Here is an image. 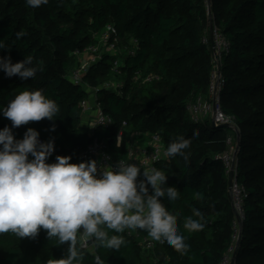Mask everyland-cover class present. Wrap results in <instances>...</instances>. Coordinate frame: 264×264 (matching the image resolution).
<instances>
[{"label": "trees", "instance_id": "1", "mask_svg": "<svg viewBox=\"0 0 264 264\" xmlns=\"http://www.w3.org/2000/svg\"><path fill=\"white\" fill-rule=\"evenodd\" d=\"M209 11L213 26L230 44L220 62L225 79L220 107L235 117V124L226 128L214 127L208 119L193 122L187 112L209 83L212 50L201 40L208 34ZM107 23L115 25L123 46H129L131 38L136 44L133 55L122 57L120 74L110 70V58L103 55L83 76L93 85L122 82L120 95L112 87L98 92L103 110L114 123L96 129V135L108 138L114 160L126 156L127 135L130 138L134 132L139 134L134 139L137 144L145 143L153 133L166 148L179 137L190 140L183 156L154 163L167 176L164 187L177 189L175 201L160 200L176 217L178 232L188 247L178 252L162 242L154 251L146 250L125 229L123 233L108 230L110 236L123 237L119 250L99 247L92 238L91 251L80 248L77 234L81 264H96V257L102 264H151L152 256L167 259L166 264H219L236 241L235 264H264V0H49L38 8L25 0H0V42L5 45L0 56L10 57L12 63L31 57L37 68L27 80L9 78L0 71V106L6 107L19 92L37 89L58 104L54 121L45 118L13 129L16 139H22L31 127L42 142L53 140L48 163L55 162L57 155L71 156V163L85 162L81 154L91 138L80 128L79 101L86 94L69 79L78 61L72 53L94 43L93 34ZM137 72L158 79L142 83L134 79ZM122 122L123 137L117 147L115 135ZM6 125L11 127V121L0 113V129ZM53 125L55 131L50 130ZM194 132L198 133L195 139ZM229 133L236 148L237 181L246 188L240 221L232 206L229 176L216 158L228 149ZM194 209L201 217L193 215ZM188 217L203 223V230H186L183 225ZM234 222L240 233L236 239ZM68 247L67 242L50 240L43 229L35 238L3 233L0 264H49L66 257Z\"/></svg>", "mask_w": 264, "mask_h": 264}, {"label": "clouds", "instance_id": "2", "mask_svg": "<svg viewBox=\"0 0 264 264\" xmlns=\"http://www.w3.org/2000/svg\"><path fill=\"white\" fill-rule=\"evenodd\" d=\"M32 8L48 4L49 0H25ZM0 49L5 45L0 42ZM0 71L7 77L33 78L37 68L32 58L12 63L10 57L0 56ZM58 104L47 98L43 91H22L0 113L11 121V127L0 129V234L12 233L19 238H35L41 229L51 240L68 243L67 255L49 264H81L80 248L86 238H94L99 247L119 250L124 239L119 235L125 229L147 231L152 240L163 242L178 252L187 245L179 234L176 217L161 203V197L175 201V187H164L167 176L156 168L143 170L135 163L118 161L115 166L98 170L97 161L71 163V156L55 157L54 141L41 142L39 132L27 128L22 139H16L14 128L30 121H54ZM55 131L53 125L50 129ZM198 133H193L195 139ZM190 140L179 137L171 142L166 155L183 156ZM31 157V159H29ZM143 175L144 179L138 181ZM151 188V193L149 192ZM200 196L199 193L196 194ZM193 215L201 217L199 210ZM183 227L188 231H201L205 225L188 217ZM82 242L77 247V234ZM96 264H102L96 257Z\"/></svg>", "mask_w": 264, "mask_h": 264}, {"label": "built area", "instance_id": "3", "mask_svg": "<svg viewBox=\"0 0 264 264\" xmlns=\"http://www.w3.org/2000/svg\"><path fill=\"white\" fill-rule=\"evenodd\" d=\"M213 47L211 46L208 34H204L202 37V42L212 50V55L210 59L211 71L209 77V83L207 86V91L205 94L198 95L194 98L192 102L187 106V112L190 119L193 122H202L206 119L210 120V123L214 125H228L232 126L235 124V117L232 114H226L222 111L220 107V92L225 84V79L220 71V62L222 58L228 54L230 50V44L228 40L222 35V33L213 26ZM93 38L96 40L94 43L88 44L81 49L73 51L77 57V66L71 71L69 79L74 85L80 86L84 91L86 96L79 101V107L81 109V129L86 132L91 138L90 143L87 145L86 149L82 152L81 156L84 161L96 160L98 170L107 166H115L118 161H123L125 163H135L141 168V173L143 170H148L151 168H156L154 163L159 160L166 159L167 148L164 146L161 138L158 134L153 133L148 135V139L143 144H137L134 139L139 134L134 132L130 135V145L126 147V156L124 158L113 159L112 154L108 151V138L99 139L96 135V129H107L113 125V117L107 114L102 107V102L99 99L98 92L102 87L114 88L117 94H121L122 82L121 81H106L103 85L96 87L91 90H86L83 86V76L90 65L99 61L103 55H108L110 58V70L117 74L121 73L120 67L123 66L121 58V48L123 50V55H133L134 46L136 41L130 39L129 46L122 45L121 39L118 34V30L112 23H107L101 29V31L94 33ZM131 43V44H130ZM131 45V46H130ZM86 53L85 62L81 61L83 59L82 55ZM134 79H140L142 83H148L154 79H158L157 75L148 74L146 76H141L140 73H136ZM125 122H122L121 127L118 129L115 135L116 146L121 145L123 137V127ZM41 141V140H40ZM42 142V141H41ZM226 145L228 149L216 158L219 159L224 167L225 173L229 176L232 173V181L230 188V195L232 200V206L235 211L237 221H240L244 217L242 202L243 198L246 196V188L243 184L237 181V164L235 161L236 148L234 147L233 137H227ZM138 179H144L141 174ZM151 193V188L149 189ZM234 235L233 238L236 239L239 234L238 225L236 222L233 224ZM129 234L133 235L138 244L146 250L154 251V248L161 245L162 242H157L152 240L148 234H142L137 231V229H129ZM86 244L84 248L91 249L93 251V240L92 238H86ZM82 242V237L80 239V244ZM232 253V248L229 249L228 254L224 255L219 264H229L230 257ZM151 264H166L167 259L160 261L157 257L152 256Z\"/></svg>", "mask_w": 264, "mask_h": 264}, {"label": "water", "instance_id": "4", "mask_svg": "<svg viewBox=\"0 0 264 264\" xmlns=\"http://www.w3.org/2000/svg\"><path fill=\"white\" fill-rule=\"evenodd\" d=\"M208 14H209V38H210V42H211V46L213 47V37H212V33H213V27H212V21H211V13H210V11L208 12ZM212 126H216V125H214L213 123H212ZM217 127H224V128H226V127H228V125H217ZM231 181H232V173H230L229 174V177H228V188H229V190H230V188H231ZM239 235H240V233H239ZM237 245H238V241H236V243H235V247H234V249H233V251H232V253H231V257H230V261H229V264H235V259H236V247H237Z\"/></svg>", "mask_w": 264, "mask_h": 264}, {"label": "rangeland", "instance_id": "5", "mask_svg": "<svg viewBox=\"0 0 264 264\" xmlns=\"http://www.w3.org/2000/svg\"><path fill=\"white\" fill-rule=\"evenodd\" d=\"M212 25H213V24H212ZM120 55H121V58L124 56V55H123V50H122V48H121V54H120ZM82 57H83V59L81 58V61L83 60V61L85 62V60H86V53H83ZM83 61H82V62H83ZM103 83H106V82H102V83H100V84H95V85H93V84H91V83H88L87 81H84V82H83V86L86 88V90H91V89H94V88H96V87H99V86L103 85ZM81 121H84V120L81 119ZM229 137H233V134L229 133ZM130 143H131V141H130L129 135H127L126 147H127L128 145H130ZM81 237H82L81 233L78 232V238H79V241H80ZM89 250H91V249L89 248Z\"/></svg>", "mask_w": 264, "mask_h": 264}, {"label": "crops", "instance_id": "6", "mask_svg": "<svg viewBox=\"0 0 264 264\" xmlns=\"http://www.w3.org/2000/svg\"><path fill=\"white\" fill-rule=\"evenodd\" d=\"M145 141H147V139Z\"/></svg>", "mask_w": 264, "mask_h": 264}]
</instances>
